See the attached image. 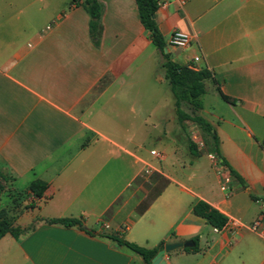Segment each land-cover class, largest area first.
I'll return each mask as SVG.
<instances>
[{"label":"crops","instance_id":"1","mask_svg":"<svg viewBox=\"0 0 264 264\" xmlns=\"http://www.w3.org/2000/svg\"><path fill=\"white\" fill-rule=\"evenodd\" d=\"M98 1L93 37L86 0H0V172L28 196L15 221L21 232L0 239V264H146L108 235L148 248L199 236L200 245L208 228L209 264H264V239L216 231L193 210L203 199L229 223L259 214L264 0H160L155 19L171 58L213 73L199 113L215 127L219 153L197 154L172 90L161 89L169 82L164 58L137 1ZM175 29L191 34L189 47L169 43ZM210 152L232 175L229 190ZM36 179L48 183L42 197L29 193ZM192 256L198 251L182 247L165 254L167 264H190Z\"/></svg>","mask_w":264,"mask_h":264},{"label":"trees","instance_id":"2","mask_svg":"<svg viewBox=\"0 0 264 264\" xmlns=\"http://www.w3.org/2000/svg\"><path fill=\"white\" fill-rule=\"evenodd\" d=\"M136 1L141 21L145 26L149 37L164 58L165 75L176 98V112L179 121L184 122L186 120H192L196 123L209 135V138H211L212 141L208 139V142L210 141L212 143L210 150L219 153V137L217 131L215 127L199 113V111L203 108L201 97L206 91L205 83L207 80L213 79V73L207 68L195 69L190 65H182L174 61L169 52L166 51V41L164 35L162 34L155 19V13L159 7L160 0ZM86 2L89 4V12L91 15V35L95 37L99 26V18L101 16V5L98 0H86ZM218 90L223 98L230 102H234V99L224 94L220 87H218ZM189 147L192 153H199L198 145L193 139H190ZM0 175L2 177H7L4 172H0ZM13 179H15V177H13ZM47 187L48 183L46 181L36 179L32 181L29 186V193L37 197H42ZM4 190L5 185L0 179V200ZM23 193L27 192H20L19 195ZM193 210L196 215L205 218L213 227L222 228L229 220L225 213L203 199H200L194 205ZM4 214L5 211H0V239L8 232L17 237L21 232V228L12 226L10 219L4 216ZM48 221L51 223H63L67 226L82 224V220L80 218H54L49 219ZM108 236L116 240L118 243L128 246L132 250L139 253L145 260L146 264H152L153 258L159 250L164 248L166 243L165 241H162L158 246L148 248L131 242L122 236ZM192 240L196 242L195 247H187L185 249L187 251H199V236H194Z\"/></svg>","mask_w":264,"mask_h":264},{"label":"rangeland","instance_id":"3","mask_svg":"<svg viewBox=\"0 0 264 264\" xmlns=\"http://www.w3.org/2000/svg\"><path fill=\"white\" fill-rule=\"evenodd\" d=\"M161 89L164 91L167 90L169 95L170 94L172 95L169 82H167V84L162 85ZM205 114L208 115L207 113H205ZM185 123L187 125V132L191 135V137H193L194 135L198 136L197 140L195 138H193L195 140V142L197 143V145L199 146V143H198L199 141L203 142V145L201 147L199 146L201 148V150L203 149V150L207 151V149H210L212 143L210 141L208 142V139L211 140V138H209V135L204 130H202L193 121L186 120ZM154 146H156V145H155V142L153 140L146 144V148L148 151L151 149V147H154ZM5 175L7 177H5V176L2 177L0 175V179L3 181V183L5 185V190L2 193L3 194V202H2V206H0V211H2V210L5 211L4 216H6L8 219H10L11 225L15 227V221L17 219V216L19 215V213L21 211V207L23 206V203L28 198V196L26 195L27 193H23V194L19 195V192H17V190L12 189L10 187V184L13 180L12 175L8 174V173H5ZM24 192H26V191H24ZM23 197H25V200H22ZM211 236H212L211 228H208V231H206L205 237L200 244V250L198 251V256H192L189 258L190 264H209V260L207 258H204L203 255L208 250V247H207L206 242H205V238L211 237ZM246 264H256V263L246 261Z\"/></svg>","mask_w":264,"mask_h":264},{"label":"built area","instance_id":"4","mask_svg":"<svg viewBox=\"0 0 264 264\" xmlns=\"http://www.w3.org/2000/svg\"><path fill=\"white\" fill-rule=\"evenodd\" d=\"M181 4H184L187 0H178ZM160 4H166V2H161L159 1ZM169 43L175 47L179 48H187L191 45L192 43V36L190 33L182 30V29H175L169 38ZM199 56H196L194 60H199ZM193 138L196 140L198 139L197 135H194ZM194 140V139H193ZM195 141V140H194ZM199 146L201 147L203 145L202 141H199ZM198 146V148H200ZM201 149V148H200ZM151 153L153 155H156L158 157H161L162 154L159 153L156 149H152ZM209 156L212 160V163L214 166L217 167V171L219 175H221V189L222 190H229L230 189V184L232 181V175L225 170V166L223 165L222 161L220 158L214 153L210 152ZM257 202L260 205V211L257 217H255L250 223L248 224H240V223H229L227 222L222 228L215 227L216 231L220 230H226V229H245L248 230L254 234H256L258 237L264 239V181H263V195L259 198H257Z\"/></svg>","mask_w":264,"mask_h":264},{"label":"water","instance_id":"5","mask_svg":"<svg viewBox=\"0 0 264 264\" xmlns=\"http://www.w3.org/2000/svg\"><path fill=\"white\" fill-rule=\"evenodd\" d=\"M196 242L192 239L179 240L175 242H167L164 245V248L158 251L156 256L153 258L152 264H167L165 254L177 249V248H187V247H195Z\"/></svg>","mask_w":264,"mask_h":264}]
</instances>
